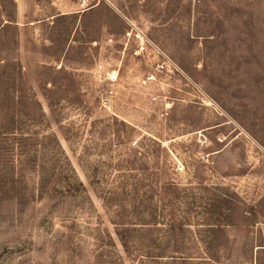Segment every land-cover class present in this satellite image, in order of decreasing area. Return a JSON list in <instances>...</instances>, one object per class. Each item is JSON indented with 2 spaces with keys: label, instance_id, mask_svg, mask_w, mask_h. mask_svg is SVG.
<instances>
[{
  "label": "rangeland",
  "instance_id": "1",
  "mask_svg": "<svg viewBox=\"0 0 264 264\" xmlns=\"http://www.w3.org/2000/svg\"><path fill=\"white\" fill-rule=\"evenodd\" d=\"M0 264H264V0H0Z\"/></svg>",
  "mask_w": 264,
  "mask_h": 264
},
{
  "label": "built area",
  "instance_id": "2",
  "mask_svg": "<svg viewBox=\"0 0 264 264\" xmlns=\"http://www.w3.org/2000/svg\"><path fill=\"white\" fill-rule=\"evenodd\" d=\"M178 169H179V171H182L183 168L182 167H179Z\"/></svg>",
  "mask_w": 264,
  "mask_h": 264
}]
</instances>
